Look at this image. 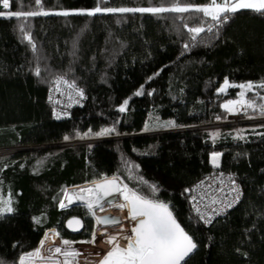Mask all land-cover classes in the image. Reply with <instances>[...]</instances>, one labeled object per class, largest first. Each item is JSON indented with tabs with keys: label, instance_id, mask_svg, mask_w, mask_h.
<instances>
[{
	"label": "trees",
	"instance_id": "16d2710c",
	"mask_svg": "<svg viewBox=\"0 0 264 264\" xmlns=\"http://www.w3.org/2000/svg\"><path fill=\"white\" fill-rule=\"evenodd\" d=\"M176 3L105 0L99 6ZM96 6L97 0H12L3 12L50 14L0 16V149H12L0 154V200L13 198V211L0 214V264H20L50 229L62 240L88 241L94 219L85 205L60 208L64 190L111 176L168 205L197 245L187 264H264V121L225 127L216 137L200 129L151 133L225 118L223 104L242 91L245 113L264 118V13L242 9L222 23L195 11L54 14ZM201 26L198 35L188 31ZM64 76L83 91L68 114L49 102L51 87ZM226 80L255 87L221 92ZM105 128L115 131L95 135ZM111 135L120 138L101 140ZM88 139L100 141L75 143ZM214 152L221 154L218 166ZM215 169L236 174L244 197L207 226L188 191ZM73 216L87 224V239L68 238L64 227Z\"/></svg>",
	"mask_w": 264,
	"mask_h": 264
},
{
	"label": "snow or ice",
	"instance_id": "6c2138e0",
	"mask_svg": "<svg viewBox=\"0 0 264 264\" xmlns=\"http://www.w3.org/2000/svg\"><path fill=\"white\" fill-rule=\"evenodd\" d=\"M37 5H40L41 0H35ZM105 0H97V6L86 12L80 11L76 13H71L68 11L57 12L54 14L57 15H71V14H86L89 16H95L98 13H163V12H177L185 13L189 11H195L202 13L204 16L210 17L214 21L225 22L229 18L230 13H236L242 9H251L261 13H264V0H209V3L204 6H193V5H184L181 6L179 0L177 3L171 7H104L101 8L99 5L104 3ZM2 6L4 9H9L11 7L10 0H2ZM47 11H9L3 12L0 11V16H9V17H31L39 15H49ZM211 31V28L207 29ZM189 32L198 35L199 33L205 31L204 27H191L188 29ZM195 35H193V40H195ZM29 40L31 37H28ZM187 48V45H185ZM37 75H39V70H37ZM63 83L67 84L69 88H74L75 84L69 83L67 80H64L63 77L58 78L57 84ZM227 87H239L241 89H252L255 87L252 84H241V85H230L228 81H225V86L220 88L221 92H224ZM259 87L264 88V84ZM78 95L83 96V91L78 90ZM142 90L138 91L136 95H141ZM240 101H229L223 107L229 112H235L237 109L235 105L245 104L244 101V92L240 93ZM128 104V101L123 102V106L120 107L119 111H125V108ZM231 105V107H230ZM248 107H254L253 104L248 103ZM262 114H264V108L261 109ZM114 128H105L100 132L95 133L97 136L107 135L114 132ZM85 133V136L89 135ZM216 135V134H213ZM242 138V137H241ZM65 139H69L67 136ZM221 154L212 153V163L215 165ZM218 166V165H217ZM155 186H153L154 188ZM87 194V196L83 194ZM122 195L124 200L127 201L126 204H118L117 199L118 195ZM64 199L67 200V204L62 200L60 202V208H67L75 202H84L86 208L91 212L92 215H95L94 207L99 208L101 211L105 209V204L101 203L107 197H113L112 200H107L106 203L109 206H115L118 208H127L129 210V218L133 221H137L136 226L132 228L134 236L123 237L128 239L129 243L127 248H121L118 245H115L111 251H109L104 259L101 261V264H187V258L189 255L196 249L197 245L193 241L192 236H190L184 228L177 222L176 218L173 216L172 212L169 210L167 204L162 202H157L151 199L144 198L137 195L135 192H131L127 186L121 187L115 179L105 180L104 183L97 184L94 188L80 189L76 193H69L67 190H64ZM95 196L92 199V196ZM239 198V193L237 192L236 199ZM3 207H0V214L2 213H11L13 211L11 207V201H4ZM212 203H216L214 199ZM231 207L232 205H227ZM199 213V208H197ZM201 219H205L204 214H200ZM39 220L37 219V223ZM97 224H121V221L115 217H96ZM210 222L205 219V223ZM83 227L82 222L79 219H72L68 221V227L72 228L73 231H78L79 227H73V225ZM59 235V233H56ZM91 241H82V243H95V233L92 234ZM117 237H109L108 243H113L116 241ZM43 243V241L41 242ZM65 245H69L71 241L63 240ZM61 248L57 247L55 252L60 253ZM40 252L37 249L35 252L28 253L25 256L21 257L20 264H26V261L33 256H39ZM63 255L68 257H76L81 255L76 250L64 251ZM65 264H68L66 261Z\"/></svg>",
	"mask_w": 264,
	"mask_h": 264
},
{
	"label": "built area",
	"instance_id": "2783aa9c",
	"mask_svg": "<svg viewBox=\"0 0 264 264\" xmlns=\"http://www.w3.org/2000/svg\"><path fill=\"white\" fill-rule=\"evenodd\" d=\"M11 2L12 0H10V5ZM9 9H4L2 6V0H0V11H8ZM63 79L67 80L69 83H73L66 76H64ZM57 80L58 78L49 91V102L56 110L64 111L65 113L67 111L66 114H68L76 106L81 104L82 96L77 94L78 87L76 84L74 88H69L67 84H57ZM240 100L241 99L230 101ZM244 101L246 102L245 99ZM226 103H224L223 106ZM223 106L222 109L227 112L225 118L218 116L210 123H202L189 126L187 128H178L176 131L200 129L206 131L211 136L216 137L225 127H235L236 129H239L245 124L264 121V119L247 115L245 113V104L235 105L237 109L235 112H229ZM4 151H6V149H0V154L6 153ZM237 192L239 193L238 199H236ZM190 195L191 208L193 209L194 213L201 221H203L205 225L209 226L216 219L228 213L240 203L244 197V188L238 176L233 172L215 169L212 172L202 176V178L195 183ZM214 199L216 200V203H212ZM229 204L232 206L228 207L227 205ZM197 208H199V213L197 212ZM200 214H204L205 219L209 220L210 222L205 223V219H201ZM128 243L129 242H126L124 245L128 246Z\"/></svg>",
	"mask_w": 264,
	"mask_h": 264
},
{
	"label": "rangeland",
	"instance_id": "374dc122",
	"mask_svg": "<svg viewBox=\"0 0 264 264\" xmlns=\"http://www.w3.org/2000/svg\"><path fill=\"white\" fill-rule=\"evenodd\" d=\"M217 2H219V0ZM196 6H204V5H196ZM228 83L231 84L229 81ZM224 86H225V82L223 83L222 87ZM238 99H241V98H238ZM234 100H237V99H234ZM260 119H264V118H260ZM177 129H166L163 131H156L154 133L153 132L151 133L152 134H155L158 132L162 133L164 131H174ZM146 133H149V132H141L140 134H146ZM124 136H128V135H123L122 137ZM102 138L103 139H107V138L117 139L120 137L111 135V136H103ZM96 140H99V139H88V140L78 141L75 143H83V144H86L87 146H90ZM11 150L12 149H6V151L4 152H9ZM220 158H221V155L219 156L215 166H217L220 163ZM211 160H212V157H211ZM9 200L11 201V207L13 209V198L11 196L2 197L0 200V207L4 206L2 202L9 201ZM117 210L118 209L115 206H109V205H105V209L103 211L99 209L101 214L113 213ZM6 213L7 212L2 213V214H6ZM90 215L92 216L91 212H90ZM132 228L133 226L129 218L125 219L124 222L120 225L108 226L104 228L98 227L96 221L94 220L92 233L88 241L92 240L93 238L92 234L95 233V243H91V242L82 243V241H87V240H76V241H71L69 245H65L63 243V240L60 236V232L57 229L56 230L50 229L46 232L44 238L42 239L43 243H40L39 245L40 247L38 249H39L40 255L31 257L30 259L26 261V264H65L66 261L68 262V264H101V261L104 259L106 254L109 251H111L115 245L119 246L120 242L122 241H124V243L129 242L128 239H124L123 237L134 236V233L132 232ZM56 233H59V235H56ZM109 237H117L114 244L108 243ZM57 247L61 248L62 251L60 253L55 252V249ZM71 250H76L79 253H81V255L76 256V257H71V256L66 257L63 255L64 251H71Z\"/></svg>",
	"mask_w": 264,
	"mask_h": 264
},
{
	"label": "water",
	"instance_id": "95a60500",
	"mask_svg": "<svg viewBox=\"0 0 264 264\" xmlns=\"http://www.w3.org/2000/svg\"><path fill=\"white\" fill-rule=\"evenodd\" d=\"M155 134H160L159 132L158 133H155ZM101 140H107V139H101ZM98 141H100V140H96L95 142H98ZM40 148H44V146H42V147H40ZM113 179H115L116 181H117V183L121 186V187H123V186H126L125 185V183L123 182V180L120 178V177H118V176H111V177H107V178H104V179H101V180H98V181H94V182H90V183H85V184H82V185H77V186H73V187H70V188H68V190H67V192H69V193H76V192H78V191H80V189H87V188H94L97 184H101V183H104L105 182V180H113ZM188 194L190 195V191H188ZM83 195H85V196H87V194L85 193V194H83ZM118 195V199H117V203L118 204H126L127 203V201H125L124 200V198H123V196L122 195H119V194H117ZM92 199H94L95 198V196L93 195L92 197H91ZM113 199V197H107V198H105V200L104 201H101V203H103V204H105V205H108L107 203H106V201L107 200H112ZM64 201V203H68L67 202V200H63ZM75 205H85V203L84 202H75V203H73L72 205H70L69 207H73V206H75ZM69 207H67V208H69ZM118 210L117 211H115V212H113V213H106V214H101L100 213V211H99V208H95L94 207V211H95V215H92L93 216V218H94V220L96 221V217H101V218H104V217H115V218H117V219H119L120 221H121V224L124 222V220L125 219H127V218H129V210L127 209V208H118V207H116ZM169 210H170V208H169ZM171 211V210H170ZM172 212V211H171ZM173 214V213H172ZM174 216V215H173ZM175 217V216H174ZM74 218H76V219H79L81 222H82V225H83V227H79V226H77V225H73V227H79V230L78 231H73V229L72 228H69L68 227V221L69 220H72V219H74ZM129 220H130V222H131V224H132V226L134 227V226H136L137 225V223H138V220L137 221H133V220H131L130 218H129ZM177 220V219H176ZM178 222V221H177ZM97 223V222H96ZM179 223V222H178ZM114 225H120V224H114ZM113 224H108V225H104V224H97V226L98 227H100V228H104V227H108V226H114ZM66 228H67V230L69 231V232H71V233H73V234H80L84 229H85V221L81 218V217H79V216H73V217H71V218H69L67 221H66ZM54 230H56V229H54ZM49 234V233H48ZM195 251V250H194ZM193 251V252H194ZM192 252V253H193ZM191 253V254H192ZM190 254V255H191ZM189 255V256H190Z\"/></svg>",
	"mask_w": 264,
	"mask_h": 264
},
{
	"label": "flooded vegetation",
	"instance_id": "af4514ba",
	"mask_svg": "<svg viewBox=\"0 0 264 264\" xmlns=\"http://www.w3.org/2000/svg\"><path fill=\"white\" fill-rule=\"evenodd\" d=\"M64 229L69 233L68 238L79 239V238L81 237V238H85V239H87V235H88V233H89V230H88V227H87V224H86V223H85V229H84L80 234H73V233L69 232V231L67 230V228H66V224H65ZM74 241H76V240H74Z\"/></svg>",
	"mask_w": 264,
	"mask_h": 264
},
{
	"label": "bare ground",
	"instance_id": "6f19581e",
	"mask_svg": "<svg viewBox=\"0 0 264 264\" xmlns=\"http://www.w3.org/2000/svg\"><path fill=\"white\" fill-rule=\"evenodd\" d=\"M119 246H120L121 248H127V245H126V246L124 245V241L120 242Z\"/></svg>",
	"mask_w": 264,
	"mask_h": 264
}]
</instances>
